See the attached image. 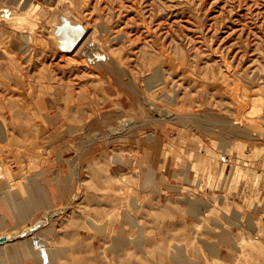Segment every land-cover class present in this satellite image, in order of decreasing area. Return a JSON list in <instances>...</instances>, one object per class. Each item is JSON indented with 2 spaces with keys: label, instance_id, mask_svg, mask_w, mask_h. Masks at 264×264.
Here are the masks:
<instances>
[{
  "label": "rangeland",
  "instance_id": "obj_1",
  "mask_svg": "<svg viewBox=\"0 0 264 264\" xmlns=\"http://www.w3.org/2000/svg\"><path fill=\"white\" fill-rule=\"evenodd\" d=\"M177 253L264 264V0H0V264Z\"/></svg>",
  "mask_w": 264,
  "mask_h": 264
},
{
  "label": "bare ground",
  "instance_id": "obj_2",
  "mask_svg": "<svg viewBox=\"0 0 264 264\" xmlns=\"http://www.w3.org/2000/svg\"><path fill=\"white\" fill-rule=\"evenodd\" d=\"M79 29H80L79 25H77L74 20H71L69 18H66L65 16L63 17V16L60 15L59 18H58V21L55 23L54 34H55L58 42H59L60 37H61V39H62L63 43L65 44V46H71V44H73L76 41V39L80 36L81 32H80ZM60 43H61V41H60ZM33 191L35 193H37L38 189L35 187V188H33ZM13 200H14L13 203H12V201H10V199H8V201L7 200L6 201L10 204L9 205V210L11 211V214L15 218L18 217V216L20 218H24L25 215L27 214V212L29 211L30 206H39V202L34 200V196L31 198V200L24 201V202L15 201V199H13ZM37 244H39V243H37ZM118 245H120V242H118L116 244V246H118ZM22 246H23L22 252L27 257L28 256L32 257V258L34 257L33 259L35 261L37 260V261H42V262H49V261L52 260V258L55 259V257H57L59 254H61L60 251L59 252H51V251L50 252H45L42 249V250H38L37 254L33 256V254H31V251L28 249V247H25L24 245H22ZM174 258L179 264H185V262H186L185 258L182 255V253H177Z\"/></svg>",
  "mask_w": 264,
  "mask_h": 264
},
{
  "label": "water",
  "instance_id": "obj_3",
  "mask_svg": "<svg viewBox=\"0 0 264 264\" xmlns=\"http://www.w3.org/2000/svg\"><path fill=\"white\" fill-rule=\"evenodd\" d=\"M81 32V31H80ZM81 34V33H80ZM79 38V37H78Z\"/></svg>",
  "mask_w": 264,
  "mask_h": 264
}]
</instances>
